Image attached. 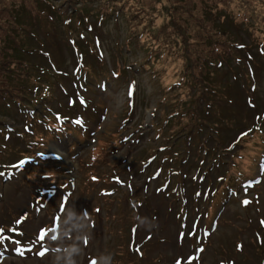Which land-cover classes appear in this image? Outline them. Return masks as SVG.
<instances>
[{"label": "rangeland", "instance_id": "1", "mask_svg": "<svg viewBox=\"0 0 264 264\" xmlns=\"http://www.w3.org/2000/svg\"><path fill=\"white\" fill-rule=\"evenodd\" d=\"M47 1L0 0V22L10 15L8 25L43 40L29 63L53 91L35 106L0 107V227L13 229L2 233L0 264H264L262 2L111 0L118 15L104 21L96 5L80 15ZM153 43L156 60L146 58ZM202 78L216 85L210 109ZM188 100L205 125L182 134L189 117L172 120ZM30 108L57 115L54 130L35 125L50 133L37 156L60 163L42 167L58 170L49 185L33 169L39 158L17 164L42 152L23 135Z\"/></svg>", "mask_w": 264, "mask_h": 264}, {"label": "trees", "instance_id": "2", "mask_svg": "<svg viewBox=\"0 0 264 264\" xmlns=\"http://www.w3.org/2000/svg\"><path fill=\"white\" fill-rule=\"evenodd\" d=\"M44 3L46 5H49V2L47 0ZM68 2L69 6L76 10L77 13H80V15H83L84 12L87 10L88 6L96 5L95 10H93L94 17L99 20H109L110 18H113V14L117 13L118 11L114 10L112 5H110V2L112 4L111 0H64L62 2ZM211 2H214V0H209ZM262 2V5H264V0H260ZM215 3V2H214ZM231 0H220L218 4L222 5L221 8H229L227 4H230ZM61 5V4H60ZM77 5H82L83 10H80L79 8H76ZM214 6V5H213ZM217 6V4H215ZM245 10H252L246 7ZM90 9V8H89ZM88 9V11H89ZM104 9V14H103ZM51 10H53L51 6ZM87 11V13H88ZM248 11L242 12V15H245V13ZM92 14V13H91ZM108 15V17H106ZM8 15V14H7ZM264 17V16H263ZM16 20V18L8 15L6 16V20H3L0 22V57L6 56L9 60H3L0 61L1 69H0V107L2 106L3 109L10 108L14 105V103L11 101H15L19 106H25L28 104H36L40 103L41 99H44L49 97V95L52 92L48 88H46V85L50 82H47V79L45 78V70L42 69V73L39 75H35L34 71H36L33 68V65L29 63V59L34 56H38L42 52L40 49L41 44L43 43V40H38L37 36L33 35L29 36V31L24 29L22 25H13L12 23L8 25L9 20ZM243 21H246L244 18H242ZM17 21V20H16ZM69 22H65V24H68ZM22 33V34H21ZM23 37H26L28 39V42H23ZM258 44L262 48H264V37L257 39ZM30 42V43H29ZM38 47H37V46ZM158 43L150 44V46L147 48V52L150 53L151 51V57L157 58L159 57V47H157ZM214 52H217V50H213ZM12 52H16V58H13L11 56ZM11 53V54H10ZM19 55L23 56V62H20ZM45 58L48 59L47 63L49 68L51 69V60L49 59L47 54H44ZM157 56V57H155ZM19 61V62H17ZM11 62V64L9 63ZM7 65L6 67H4ZM16 65L21 67L23 65V70L20 72L18 71V68H16ZM200 73L203 74V68L199 66ZM6 71V72H5ZM153 72L152 76H158L159 70L157 68H153L151 70ZM50 79V78H49ZM188 81L185 78H183V75L181 76V83L177 81L179 88L184 86V83ZM201 86H199V92L201 91L203 94L206 92L209 93L208 98L213 99L216 95L214 92L216 89V85L213 82H210L204 78L200 80ZM176 86V84H175ZM4 87H9L5 88ZM173 90V89H172ZM40 92V93H39ZM34 97V98H33ZM33 98V99H32ZM10 99V100H9ZM18 100V102H17ZM197 103V100L195 101ZM211 103V102H207ZM183 107L182 109L177 108L175 110L176 114L179 115L178 117L174 118L179 119L181 118V121L184 120L182 117H189V121L192 122V125H189L186 127V132L191 130L192 127H195L196 125H205V122L203 119L196 116L195 111H191L192 107L195 106V104H192L188 101L183 102L181 104ZM207 107V105H205ZM1 111V110H0ZM42 113V112H41ZM193 120V121H192ZM257 131L256 129L254 130ZM177 133V131L175 132ZM184 134V133H183Z\"/></svg>", "mask_w": 264, "mask_h": 264}, {"label": "snow or ice", "instance_id": "3", "mask_svg": "<svg viewBox=\"0 0 264 264\" xmlns=\"http://www.w3.org/2000/svg\"><path fill=\"white\" fill-rule=\"evenodd\" d=\"M77 123H80V121H77ZM57 159H59L58 155H57ZM24 163H25V161H20L21 165L24 164ZM243 203L246 205V204L249 203V201L248 200H244ZM0 232H2V229H0ZM40 238L43 239V234H41ZM53 239H55V237H53ZM40 255H44V252L43 251L40 252Z\"/></svg>", "mask_w": 264, "mask_h": 264}]
</instances>
